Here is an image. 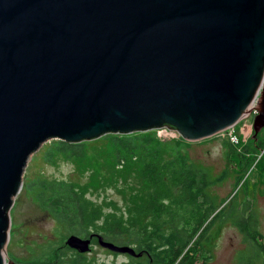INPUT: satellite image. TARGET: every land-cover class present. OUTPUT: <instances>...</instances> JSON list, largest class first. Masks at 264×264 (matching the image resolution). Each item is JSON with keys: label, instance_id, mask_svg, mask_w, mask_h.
I'll use <instances>...</instances> for the list:
<instances>
[{"label": "water", "instance_id": "obj_1", "mask_svg": "<svg viewBox=\"0 0 264 264\" xmlns=\"http://www.w3.org/2000/svg\"><path fill=\"white\" fill-rule=\"evenodd\" d=\"M254 102L264 127V0H0V264L10 207L47 140L231 127ZM134 255L97 233L71 234Z\"/></svg>", "mask_w": 264, "mask_h": 264}, {"label": "trees", "instance_id": "obj_2", "mask_svg": "<svg viewBox=\"0 0 264 264\" xmlns=\"http://www.w3.org/2000/svg\"><path fill=\"white\" fill-rule=\"evenodd\" d=\"M152 130L105 133L79 142L50 140L41 153L43 162L67 161L79 169L90 165L104 180L103 187L115 190L120 200L96 201L75 182L47 178L41 171L25 185L54 219L55 239L28 260L11 259L28 264H207L213 256L211 228L221 220L241 235L242 247L230 264H264V235L254 199L217 201L209 192L214 179L192 161L188 140L161 139ZM243 147L261 153L256 164L262 169L264 127L256 134L253 130ZM215 179L219 182L221 176ZM92 233L129 245L135 254L126 253L129 259L120 263L100 262L88 254L92 249L81 253L65 242L71 234Z\"/></svg>", "mask_w": 264, "mask_h": 264}, {"label": "rangeland", "instance_id": "obj_3", "mask_svg": "<svg viewBox=\"0 0 264 264\" xmlns=\"http://www.w3.org/2000/svg\"><path fill=\"white\" fill-rule=\"evenodd\" d=\"M255 114L256 111L252 107L231 127L210 137L188 141L187 150L192 161L205 167L213 177L214 183L210 186L209 192L216 197L217 201H223L225 198V203L232 196L239 200L244 197L254 199L260 218L261 231L264 235V165L262 164V169L258 170L257 164L261 153H255L249 147H243L253 133L252 123ZM154 131L161 139H172L180 136L177 131L165 128ZM49 142L50 140H47L41 144L27 161L22 178V188L15 196L9 211V236L4 248L6 258L14 257L20 260H28L32 254L41 250V246L48 239H55L53 234L54 219L37 204L30 194L29 185H25L41 171L47 178L75 182L84 187L87 194L96 201L103 198L120 200V196L115 190L103 187L105 183L102 182L104 180L99 179V172L92 169L90 165L79 169L67 161H60L56 165L43 162L41 153L44 146ZM91 170L96 173L91 172ZM219 176H221V180L217 182L215 178ZM239 178L241 180L238 183ZM211 229L213 233V256L207 264L232 263L237 251L242 247L239 230L228 221L221 220H216ZM91 249L92 251L88 254L100 262L115 261L120 263L129 259L126 253H117L103 248L96 240L92 242Z\"/></svg>", "mask_w": 264, "mask_h": 264}, {"label": "bare ground", "instance_id": "obj_4", "mask_svg": "<svg viewBox=\"0 0 264 264\" xmlns=\"http://www.w3.org/2000/svg\"><path fill=\"white\" fill-rule=\"evenodd\" d=\"M254 105H253V102L249 105L248 109L249 108H252Z\"/></svg>", "mask_w": 264, "mask_h": 264}, {"label": "built area", "instance_id": "obj_5", "mask_svg": "<svg viewBox=\"0 0 264 264\" xmlns=\"http://www.w3.org/2000/svg\"><path fill=\"white\" fill-rule=\"evenodd\" d=\"M165 129H167V128H165ZM167 130H170V129H167Z\"/></svg>", "mask_w": 264, "mask_h": 264}]
</instances>
